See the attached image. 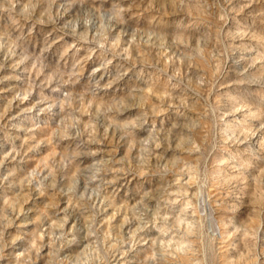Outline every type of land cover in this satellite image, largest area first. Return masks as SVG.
<instances>
[{
    "label": "rangeland",
    "instance_id": "rangeland-1",
    "mask_svg": "<svg viewBox=\"0 0 264 264\" xmlns=\"http://www.w3.org/2000/svg\"><path fill=\"white\" fill-rule=\"evenodd\" d=\"M0 264H264V0H0Z\"/></svg>",
    "mask_w": 264,
    "mask_h": 264
}]
</instances>
